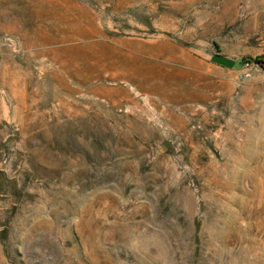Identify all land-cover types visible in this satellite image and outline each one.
<instances>
[{"label":"rangeland","instance_id":"obj_1","mask_svg":"<svg viewBox=\"0 0 264 264\" xmlns=\"http://www.w3.org/2000/svg\"><path fill=\"white\" fill-rule=\"evenodd\" d=\"M262 57L264 0H0V264H264Z\"/></svg>","mask_w":264,"mask_h":264},{"label":"trees","instance_id":"obj_2","mask_svg":"<svg viewBox=\"0 0 264 264\" xmlns=\"http://www.w3.org/2000/svg\"><path fill=\"white\" fill-rule=\"evenodd\" d=\"M213 59L214 61L224 65V66H227V67H235L239 64H242L243 62L246 63V61L244 59H240V60H236V61H232L230 59H227L223 56H221L220 54H215L213 56ZM262 59L264 60V57H262ZM250 60H248L247 62H249Z\"/></svg>","mask_w":264,"mask_h":264},{"label":"built area","instance_id":"obj_3","mask_svg":"<svg viewBox=\"0 0 264 264\" xmlns=\"http://www.w3.org/2000/svg\"><path fill=\"white\" fill-rule=\"evenodd\" d=\"M246 64H247V65H249L250 63H249V62H247ZM245 76H246V75H243V74H241V75L239 76V80H242V79H244V78H245Z\"/></svg>","mask_w":264,"mask_h":264}]
</instances>
